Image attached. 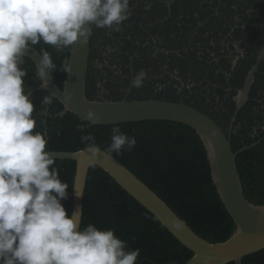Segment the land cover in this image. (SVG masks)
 I'll return each mask as SVG.
<instances>
[{
	"label": "trees",
	"instance_id": "1",
	"mask_svg": "<svg viewBox=\"0 0 264 264\" xmlns=\"http://www.w3.org/2000/svg\"><path fill=\"white\" fill-rule=\"evenodd\" d=\"M255 1L264 7L263 0ZM255 20L264 23V8L260 9ZM257 29L262 30V38L256 43L253 54H248L245 63L240 65L237 87L244 84L264 45V26ZM32 46L41 54L45 50L49 52L56 65L52 74L57 84L63 88L71 47L57 50L43 41ZM23 61L20 67L27 72L23 78L27 93L42 81L37 75L33 59L23 56ZM91 67L90 65L87 73V95L94 99L96 87L91 78ZM106 84L110 94H115L113 100L122 99L118 93L119 85L112 81ZM139 90L147 93L145 89L134 87L128 99L149 97L148 94L143 97L140 93H134ZM201 91V96H204V90ZM218 92L221 94L220 90ZM236 93L237 90L233 89L231 96ZM46 95L52 94L47 89H38L30 96L34 104L32 115L36 121L33 131L46 135V151L82 149L86 147V142H82L81 137L89 133L95 136V142L100 148L107 150L111 143V129L118 126L129 136H134L137 143L130 151L122 150V154H111L158 193L196 233L211 242H220L235 231L236 224L213 183L205 145L193 127L173 120L92 124L70 111L60 114L64 105L55 97L51 105H43L42 99ZM249 96L247 103L237 113L234 127L230 131L231 140L234 150L256 142L254 146L238 154L237 164L246 197L256 204H264V130L258 128L254 131V126L258 125L256 121L264 119V60L259 66ZM106 99L111 98L106 96ZM157 99L161 97L158 96ZM169 100L179 101L173 98ZM185 103L209 114L229 134L231 117L236 111L234 99L223 104L204 100H186ZM54 161L62 182L69 185L68 198L61 203L71 216L76 162L61 158H54ZM90 223L99 229H113L117 237L127 242L128 250L139 249L136 264H183L193 255V251L150 210L98 165H93L88 174L81 228ZM243 264H264V249L245 256Z\"/></svg>",
	"mask_w": 264,
	"mask_h": 264
},
{
	"label": "clouds",
	"instance_id": "2",
	"mask_svg": "<svg viewBox=\"0 0 264 264\" xmlns=\"http://www.w3.org/2000/svg\"><path fill=\"white\" fill-rule=\"evenodd\" d=\"M129 5L130 0H0V264H136L140 250H128L113 229L91 223L82 229L79 213L67 214L61 201L69 185L46 151V135L33 131L34 104L20 67L30 43L60 50L85 43L92 26L118 31L129 18ZM55 68L43 51L41 87ZM145 75L141 70L133 86L141 87ZM52 102V95L42 99L45 106ZM87 116L92 122L99 118L92 110ZM111 133L108 154L137 143L118 126ZM81 141L93 155L99 152L93 134Z\"/></svg>",
	"mask_w": 264,
	"mask_h": 264
},
{
	"label": "flooded vegetation",
	"instance_id": "3",
	"mask_svg": "<svg viewBox=\"0 0 264 264\" xmlns=\"http://www.w3.org/2000/svg\"><path fill=\"white\" fill-rule=\"evenodd\" d=\"M168 1L130 0L129 18L118 31L92 26L89 66L95 98L112 99L109 81L128 98L143 70L138 88L147 93L134 92L143 97L215 104L234 99L240 65L262 38L257 28L264 23L255 19L264 7L255 0ZM256 123L254 131L264 130V119ZM233 127L230 122L229 132Z\"/></svg>",
	"mask_w": 264,
	"mask_h": 264
},
{
	"label": "water",
	"instance_id": "4",
	"mask_svg": "<svg viewBox=\"0 0 264 264\" xmlns=\"http://www.w3.org/2000/svg\"><path fill=\"white\" fill-rule=\"evenodd\" d=\"M173 2L174 0L168 1L170 5ZM90 51L91 35L85 43L77 42L71 46L63 88L57 84L51 71L47 76V87H41V82L30 90L31 94L38 89H47L53 97L63 103L64 108L60 114L70 111L92 124L173 120L190 125L197 131L205 145L213 183L231 214L236 229L229 238L220 242H211L200 236L158 193L113 154H108L100 147L95 155L87 147L76 151H48L53 158L72 159L76 162L71 215L78 212L80 224L82 223L88 174L93 165H98L193 251L192 257L183 264H228L229 262L243 264L245 256L264 249V204H256L246 197L237 164L238 154L254 146L256 142L234 150L231 132L226 134L209 114L183 101L157 98L90 99L87 95ZM23 56L31 57L38 70L42 57L39 50L29 44ZM263 60L264 45L259 50L244 84L237 89L234 97L236 111L231 117V126L235 123L239 110L250 98L251 87ZM89 110L99 117L95 122L88 119Z\"/></svg>",
	"mask_w": 264,
	"mask_h": 264
}]
</instances>
